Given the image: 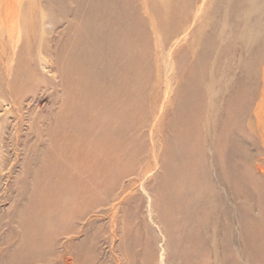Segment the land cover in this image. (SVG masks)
I'll list each match as a JSON object with an SVG mask.
<instances>
[{"label": "rangeland", "instance_id": "obj_1", "mask_svg": "<svg viewBox=\"0 0 264 264\" xmlns=\"http://www.w3.org/2000/svg\"><path fill=\"white\" fill-rule=\"evenodd\" d=\"M0 264H264V0H0Z\"/></svg>", "mask_w": 264, "mask_h": 264}]
</instances>
